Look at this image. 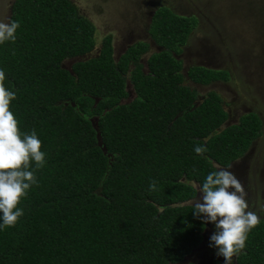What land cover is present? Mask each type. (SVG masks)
Instances as JSON below:
<instances>
[{
  "label": "trees",
  "instance_id": "1",
  "mask_svg": "<svg viewBox=\"0 0 264 264\" xmlns=\"http://www.w3.org/2000/svg\"><path fill=\"white\" fill-rule=\"evenodd\" d=\"M9 18L20 23L15 41L0 44L4 84L16 92L9 110L21 132L36 131L46 163L17 205L23 216L0 229V264L180 263L205 228L188 201L261 128L254 112L222 126L221 97H199L183 83L179 54L195 19L155 9L148 32L158 50L144 71L148 44L137 41L114 60L109 35L96 56L62 67L94 47V25L70 0H13ZM186 75L198 84L227 80L202 66ZM127 80L135 97L123 103ZM198 145L207 151L197 154ZM245 244L235 263L264 264L263 219Z\"/></svg>",
  "mask_w": 264,
  "mask_h": 264
},
{
  "label": "rangeland",
  "instance_id": "2",
  "mask_svg": "<svg viewBox=\"0 0 264 264\" xmlns=\"http://www.w3.org/2000/svg\"><path fill=\"white\" fill-rule=\"evenodd\" d=\"M13 0H0V17L9 18ZM78 13L94 25V47L83 56L62 61L69 69L77 60L94 57L104 36L111 37L112 57L137 41L148 44L139 62L146 71L145 60L158 47L149 36L150 18L156 8L164 6L175 14L192 16L195 24L179 57L184 84L199 97L209 91L222 99L227 118L222 126L235 123L247 112L256 113L261 120L260 134L243 156L227 169L235 173L246 192L250 211L264 220V0H70ZM192 66L222 70L227 80L211 81L206 85L192 82L186 71ZM127 103L135 97L129 81L125 85ZM202 197L198 192L188 203ZM202 202V201H201ZM216 231L213 222L205 223L203 239L180 263L224 264L218 249L210 247V237ZM232 264L234 257H232Z\"/></svg>",
  "mask_w": 264,
  "mask_h": 264
},
{
  "label": "clouds",
  "instance_id": "3",
  "mask_svg": "<svg viewBox=\"0 0 264 264\" xmlns=\"http://www.w3.org/2000/svg\"><path fill=\"white\" fill-rule=\"evenodd\" d=\"M19 27V21L0 17V44L14 42ZM5 78L4 70L0 69V229L15 226L23 216V209L17 205L33 185H38L35 172L46 163V153L41 151L42 142L36 131L21 132L17 118L9 110L16 92L5 87ZM194 151L203 154L207 149L198 145ZM149 188L157 190L155 180L150 181ZM199 192L202 197L195 200L193 214L202 217L205 223L215 224L209 246L218 249L216 254L224 257V264H232L233 255L246 247L247 233L260 223V218L256 212L247 210L244 187L230 170L209 172Z\"/></svg>",
  "mask_w": 264,
  "mask_h": 264
},
{
  "label": "flooded vegetation",
  "instance_id": "4",
  "mask_svg": "<svg viewBox=\"0 0 264 264\" xmlns=\"http://www.w3.org/2000/svg\"><path fill=\"white\" fill-rule=\"evenodd\" d=\"M153 43H154V42H153ZM154 44H155V43H154ZM128 46H129V45H128ZM128 46H127V47H128ZM127 47H126V48H127ZM126 48H125V49H126ZM125 49H124V50H125ZM216 81H217V80H216ZM209 83H210V82H209ZM207 84H208V83H207ZM202 85H206V84H202ZM256 139H257V138H256ZM256 139H254V140H256ZM254 140H253V141H254ZM253 141H252V142H253ZM252 142H251V144H252ZM251 144H250V145H251ZM249 147H250V146H249ZM249 147H248V148H249ZM247 150H248V149H247ZM243 155H244V154H243ZM243 155H242V156H243ZM239 158H240V157H239ZM234 161H235V160H234ZM204 229H205V228H204ZM203 231H204V230H203ZM203 231H202V235H203ZM202 239H203V236H202ZM202 239H201V241H202ZM201 241H200V243H201ZM200 243H199V244H200ZM198 246H199V245H198ZM198 246H197V247H198ZM197 247H196V248H197ZM196 248H195V249H196ZM212 248H213V247H212ZM233 257H234V263H235L236 254H234ZM194 264H195V263H194ZM235 264H236V263H235Z\"/></svg>",
  "mask_w": 264,
  "mask_h": 264
}]
</instances>
